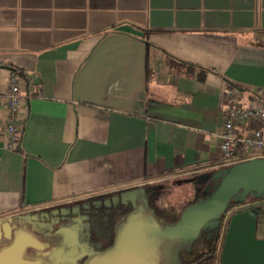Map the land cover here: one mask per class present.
I'll return each instance as SVG.
<instances>
[{"label": "crops", "instance_id": "crops-1", "mask_svg": "<svg viewBox=\"0 0 264 264\" xmlns=\"http://www.w3.org/2000/svg\"><path fill=\"white\" fill-rule=\"evenodd\" d=\"M13 71L26 100L16 150L0 101V220L264 159L238 142L224 164L216 134L230 88L264 107V0H0V92ZM255 201L230 211L218 264H264Z\"/></svg>", "mask_w": 264, "mask_h": 264}, {"label": "rangeland", "instance_id": "rangeland-1", "mask_svg": "<svg viewBox=\"0 0 264 264\" xmlns=\"http://www.w3.org/2000/svg\"><path fill=\"white\" fill-rule=\"evenodd\" d=\"M208 173H189L171 178L168 180L169 182L167 181L168 183L165 180H159L124 188L125 191L128 190L123 194L124 197H136V195H139V191L143 194L141 200L136 199L137 211L129 218H134V220L124 226L118 244L93 264H182L181 252L188 247L190 240L202 224L216 217L229 197L243 198L246 197V194L243 190L232 193L220 188L206 203L205 207L190 210L181 223L170 227H166L158 218L155 217V219L150 216L147 207L143 205L151 199V203L155 204L156 207H173V209L181 210L184 205L197 196L199 182L202 181L195 180L197 178L205 179ZM211 185L209 184V186ZM134 186L141 188V190L134 192L135 190H131ZM146 188L151 189V192H146ZM109 192L112 191L93 196ZM259 195L258 199L260 201L256 200L254 203H259L257 208L264 211V193ZM254 206L256 207V205ZM47 208L44 207V209ZM69 209V207H64L63 210L65 213H69ZM74 209L77 211V215H73L74 217L61 215L62 219H59L60 217L58 218L54 212L36 211L40 213L20 214L22 216L18 222L32 228L30 232L36 234L35 237L39 239V244H43V247L37 248L36 243L30 242L26 236L20 235L17 239L18 244L0 255V264H38L37 262L51 264V261L59 259L57 255L60 256V254L67 257H79L81 252H79L77 246H91L95 250L100 249V243L93 241L91 238V234L97 230L94 219L78 212L77 207ZM148 217H150L149 220H147ZM4 221L6 222V219L0 220V223ZM36 223L39 227L38 233L37 227H31L35 226ZM19 230V227H17L15 234ZM26 230L22 229L21 232L29 233V229ZM24 244H28V247L25 248L24 261H22L20 256ZM68 244L72 246L64 251ZM82 250L89 251L86 247H82ZM215 264H218V257Z\"/></svg>", "mask_w": 264, "mask_h": 264}, {"label": "trees", "instance_id": "trees-1", "mask_svg": "<svg viewBox=\"0 0 264 264\" xmlns=\"http://www.w3.org/2000/svg\"><path fill=\"white\" fill-rule=\"evenodd\" d=\"M143 40L150 48L151 43L149 38L144 36ZM225 168H227V166L208 173L205 179L197 178L195 181H202L199 182L200 185L198 187L197 196L195 199L188 202V204L184 205L181 210L173 209V207H156L155 204L153 205L151 203V199L146 201L147 204L144 203L143 206L147 207L150 216L158 218L166 227L173 226L180 221L186 210L195 206H202L209 201L219 187L222 177L221 173ZM209 184H212V187L209 186ZM132 188L133 189L131 190H135L134 192H137L136 190H141V188H138L137 186ZM145 191L151 192V189L146 188ZM126 192H128V190L125 191V189H120L97 196L92 195L76 201L65 202L53 207H48L47 209L42 208L39 210H32L24 214H31L36 211L54 212L58 218L60 217L59 219H62L61 215H77V211L74 209L77 207L78 212L93 218L97 230L91 234V238L93 241L100 243L101 248L95 250L91 246H77L79 252H81L80 250L82 247H86L89 251L82 250L81 255L77 258L68 257L51 261V264H89L92 260L101 257L107 250L114 247L121 236L124 226L134 220V218H129H131V216L134 215L133 213L137 211L138 204L136 199L139 198V200H141L143 194L139 191V195H136V197H124L123 194ZM259 196L260 195L257 192H249L246 194V197L243 198L232 197L216 217L207 221L200 227L197 235L190 240L188 247L181 252L180 258L182 264H215L230 211L232 208L246 202L258 200ZM64 207L70 208L69 213L64 212ZM20 216L22 215L14 216L12 219H6V222L13 225L12 222L17 218H20ZM149 218L150 217H148L147 220H149ZM26 228L27 227H24L23 230H26ZM11 245V241L5 243L0 246V251L9 248Z\"/></svg>", "mask_w": 264, "mask_h": 264}, {"label": "built area", "instance_id": "built-area-1", "mask_svg": "<svg viewBox=\"0 0 264 264\" xmlns=\"http://www.w3.org/2000/svg\"><path fill=\"white\" fill-rule=\"evenodd\" d=\"M21 82L22 76L13 71L8 79V89L0 92V101L5 106L7 115L4 126L8 135L6 146L11 150L18 149L22 139L20 111L26 99L21 91ZM239 96L240 91L237 87H232L227 91L228 113L223 126L216 131L220 138V147L226 165L232 163L238 142H241L247 149L264 156V107L245 106L239 100ZM257 97L264 100V87L257 90ZM239 121L249 122L252 125V128L243 136L238 133Z\"/></svg>", "mask_w": 264, "mask_h": 264}, {"label": "water", "instance_id": "water-1", "mask_svg": "<svg viewBox=\"0 0 264 264\" xmlns=\"http://www.w3.org/2000/svg\"><path fill=\"white\" fill-rule=\"evenodd\" d=\"M221 174H222L221 181H220L219 187L216 190V192L218 190H220V188H221L222 190H228V191H231L232 193H236L239 190H243L245 194H247L249 192H257L258 194L264 193V159L250 158V159L245 160V161L234 163V164L228 166L227 168H225ZM231 198L232 197H229L228 200L225 201V203L220 208L219 213L222 211L223 207L228 203V201ZM210 199H209V201H210ZM209 201H207V202H209ZM206 203L202 206H195V207H192V208L186 210L178 223H181L183 221L186 214L190 210H192L194 208L205 207ZM197 233L193 237H195L197 235ZM119 241H120V238H119L118 242ZM118 242L116 243V245L118 244ZM17 244L18 243L15 242L9 248H5V249L1 250L0 255L6 253L8 250H11L13 248V246H15ZM114 247L110 248L109 250L113 249ZM25 248H26V245L24 244L23 249L21 251V256H20L21 257L20 259L22 261H24L23 258H24ZM109 250H107L106 252H108ZM106 252L101 257H99L95 260H92L89 264H93L96 261L100 260L106 254ZM37 263L42 264L41 262H37Z\"/></svg>", "mask_w": 264, "mask_h": 264}, {"label": "flooded vegetation", "instance_id": "flooded-vegetation-1", "mask_svg": "<svg viewBox=\"0 0 264 264\" xmlns=\"http://www.w3.org/2000/svg\"><path fill=\"white\" fill-rule=\"evenodd\" d=\"M34 213H40V212H33L31 214H34ZM21 217V216H20ZM20 218H17L15 221H13V225H10L9 223L7 222H1L0 223V246L4 245L5 243L7 242H12V244H14L15 242H17V239L19 238L20 235H24L27 237V239L30 241V242H34L36 243V247L39 248V247H43V244H39V239H37L35 237L36 234H34L33 232H26V233H22L21 230L26 227L22 224H20L18 222ZM23 226V227H22ZM38 226V223L35 224V226H31V227H37ZM17 227H19V229H22L19 230L18 232H16L15 234V230L17 229ZM27 229L29 230H32V228H29L27 227ZM37 229V233L39 231V227L36 228ZM39 244V245H38ZM69 244H71V242H69ZM67 246V248H65L64 251H66L67 249H70V247L74 244V242L72 243V245H69ZM28 245H26V249H27ZM40 248V249H41ZM48 248V247H47ZM44 250V249H43ZM81 251V250H80ZM61 252V251H60ZM82 252V251H81ZM57 257H59V259H64V258H68L67 256H63L60 254V256L57 255ZM51 263V262H50Z\"/></svg>", "mask_w": 264, "mask_h": 264}]
</instances>
